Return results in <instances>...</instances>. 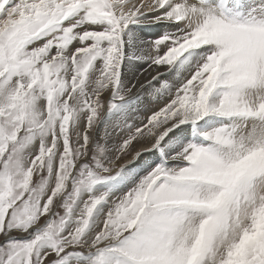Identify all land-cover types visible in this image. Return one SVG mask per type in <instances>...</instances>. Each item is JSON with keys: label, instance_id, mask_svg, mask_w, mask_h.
Instances as JSON below:
<instances>
[{"label": "snow or ice", "instance_id": "obj_1", "mask_svg": "<svg viewBox=\"0 0 264 264\" xmlns=\"http://www.w3.org/2000/svg\"><path fill=\"white\" fill-rule=\"evenodd\" d=\"M0 264H264V0H0Z\"/></svg>", "mask_w": 264, "mask_h": 264}, {"label": "rangeland", "instance_id": "obj_2", "mask_svg": "<svg viewBox=\"0 0 264 264\" xmlns=\"http://www.w3.org/2000/svg\"><path fill=\"white\" fill-rule=\"evenodd\" d=\"M144 91V90H143ZM142 91V92H143ZM145 94V96H147L148 97V99H147V101H146V104H147V107L150 109L151 107H154V105L151 103V101L154 99L153 97H151L150 96V94L149 93H146V92H144ZM153 105V106H152ZM147 114H148V112L147 111H140L138 114H137V119L135 120V123H137V124H139L146 116H147ZM139 120V121H138ZM137 121V122H136ZM132 122H134V121H130V123H132ZM142 145V147L144 146H148V145H150V144H148V143H142V144H136L135 145V148L136 149H138L140 146ZM131 156H126L124 159L125 160H131ZM124 161H121V163H123Z\"/></svg>", "mask_w": 264, "mask_h": 264}, {"label": "bare ground", "instance_id": "obj_3", "mask_svg": "<svg viewBox=\"0 0 264 264\" xmlns=\"http://www.w3.org/2000/svg\"><path fill=\"white\" fill-rule=\"evenodd\" d=\"M141 91H143V90H141ZM146 93H147V92H146ZM144 94H145V93H144ZM152 106H153V105H152ZM148 107H149V106H148ZM151 108H152V107H151ZM147 115H148V114H147ZM138 121H139V120H138ZM134 122H135V121H134ZM136 122H137V121H136ZM143 144H144V143H143ZM139 145H140V144H139ZM148 147H150V145L145 146V147H144V146L142 147V145H141L138 149H141V148H148Z\"/></svg>", "mask_w": 264, "mask_h": 264}]
</instances>
